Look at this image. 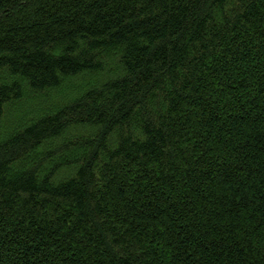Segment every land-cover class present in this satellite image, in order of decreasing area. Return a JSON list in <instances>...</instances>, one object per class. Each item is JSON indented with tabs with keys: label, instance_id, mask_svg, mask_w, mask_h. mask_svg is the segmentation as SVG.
<instances>
[{
	"label": "trees",
	"instance_id": "trees-1",
	"mask_svg": "<svg viewBox=\"0 0 264 264\" xmlns=\"http://www.w3.org/2000/svg\"><path fill=\"white\" fill-rule=\"evenodd\" d=\"M0 264H264V0H0Z\"/></svg>",
	"mask_w": 264,
	"mask_h": 264
}]
</instances>
